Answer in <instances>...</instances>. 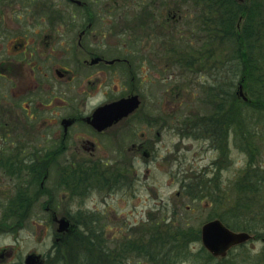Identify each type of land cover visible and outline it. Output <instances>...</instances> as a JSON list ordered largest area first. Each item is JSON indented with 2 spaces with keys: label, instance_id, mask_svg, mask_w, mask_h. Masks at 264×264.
Masks as SVG:
<instances>
[{
  "label": "flooded vegetation",
  "instance_id": "af4514ba",
  "mask_svg": "<svg viewBox=\"0 0 264 264\" xmlns=\"http://www.w3.org/2000/svg\"><path fill=\"white\" fill-rule=\"evenodd\" d=\"M180 5L172 11L166 9L167 0H0V143L9 144L0 150V173L8 182L1 207L12 221L7 227L14 230L23 229L32 212L44 215L31 222L41 226L46 236L52 230L54 243L46 252L28 253L39 255L36 264H53L50 254L60 242L68 241L71 229L58 231V219L65 217L75 225L69 216L70 198L81 185L89 184L88 173L98 171L99 178L106 177L100 180L108 190L121 188L128 178L134 181V164L140 159L147 174L150 165L172 162L178 166L172 174L182 176L178 147L171 159L162 142L173 124L182 133L180 110L184 105L168 99L167 93L178 94V85L167 91V78L161 77L166 67L164 44L152 47L147 43L141 47L143 57H135L134 46L123 57L118 50L124 49L117 43L109 46L111 39L120 36L125 41L136 36L149 41L162 37L164 43L167 25L175 32L184 16ZM142 59L148 67L144 73L138 65L142 79L136 81L135 64ZM150 68L157 70L155 77ZM142 81L158 82L159 87L164 84L159 93H152H158L153 97L154 107L149 104L151 94L141 89ZM133 95L139 104L127 115L111 118L103 128H99L100 119L93 122L97 108ZM192 121L190 133L208 140L201 148L217 154L213 164L221 169L217 159L226 158V125L215 129L214 121L198 116ZM42 131L51 135L34 141L32 134ZM102 148H114L112 155L106 149L112 157L104 156ZM74 173L81 182L70 185ZM147 189L157 198L155 191ZM181 192L179 185L175 196ZM176 206L174 201L175 210ZM163 207L166 212L168 207ZM84 208L79 205L76 211ZM12 255V249L3 248L0 261L25 264L19 254L7 262L6 257Z\"/></svg>",
  "mask_w": 264,
  "mask_h": 264
},
{
  "label": "trees",
  "instance_id": "16d2710c",
  "mask_svg": "<svg viewBox=\"0 0 264 264\" xmlns=\"http://www.w3.org/2000/svg\"><path fill=\"white\" fill-rule=\"evenodd\" d=\"M180 6L181 10L182 6H187V9L190 7L191 10L195 8L196 11L192 13L196 14L194 20H197L198 24L196 23L194 27L189 26L188 29L193 30V33L190 32L187 38L185 35L174 36L173 29L167 25L164 40L175 53L173 63H181L182 69H190L194 65V52L197 51L199 61L201 57V61L203 57L207 61L210 59L209 48L215 46L213 60L215 79L198 83L195 81L197 91L192 89L190 98L184 102V107L189 112L185 114V111H182L183 129L191 131L192 118L196 116L214 121L215 129L222 128L225 124L226 152L228 153L230 149L229 142H232L245 151L247 156L244 173L236 177L231 187L237 197L235 206L232 205L230 209L231 212L235 210L240 212L246 223L239 222L238 216L234 217L232 223H228L222 217L224 214L220 213L208 216L207 219L219 218L225 221L228 227H233L232 229L250 231L260 236L263 246L255 254L256 263L264 264V229L258 231L255 224L246 217L251 211L249 205L251 201L246 198L264 192V172L255 163L260 153L259 146L264 148V0H192V2L182 0ZM188 14L191 15L189 12ZM160 39L163 38H151L153 43ZM146 40L143 36H136L126 40V43L135 47L141 46ZM179 45L185 51L174 49ZM224 52L226 56L222 58ZM239 84L242 85L247 100L238 95ZM98 173L90 172L87 177L92 178ZM198 177L202 181L205 180L202 176ZM102 178L103 181L107 180L106 177ZM200 179L192 178L186 183L183 181L182 192L193 195V199H202L208 193L214 198L218 189L212 186L204 187ZM80 180L81 177L77 173L69 177L70 185L73 182H81ZM188 208L189 206H186L185 211H188ZM76 214V217L73 215L71 218L75 225L68 241L60 242L56 250L50 254L53 264H127L128 259L134 255L142 257L149 264H177L187 257L186 250L190 242L199 239L198 230L195 236H189L187 233L189 230L183 229L172 233L170 228L163 230L158 221L154 224L149 223V236L145 234L146 236L138 238L125 232L110 241L104 235L105 223L100 225L94 213H90L93 214L92 217L87 214L84 216L78 209ZM262 214L261 211L255 212L257 217H261ZM158 215H164L166 218V212ZM257 221L260 220L254 222ZM163 222L165 221L162 218L161 223ZM4 227H7V224ZM196 257L199 263L195 264H222L224 259L213 256L204 247L199 250Z\"/></svg>",
  "mask_w": 264,
  "mask_h": 264
},
{
  "label": "rangeland",
  "instance_id": "374dc122",
  "mask_svg": "<svg viewBox=\"0 0 264 264\" xmlns=\"http://www.w3.org/2000/svg\"><path fill=\"white\" fill-rule=\"evenodd\" d=\"M242 1V0H241ZM57 3V0H55ZM180 4V0H167V7H170V10L176 9V5ZM187 6H182V11L185 16L181 18V21L177 23V28L175 32H173L174 36L182 35L187 38L190 35L191 30H189V26H195L198 24L197 20H194L196 14H192V10L186 8ZM191 13V15L188 14ZM191 20V21H190ZM184 22V23H183ZM183 23V24H182ZM197 23V24H196ZM187 31V32H186ZM185 32V33H184ZM210 34H212V30L210 29ZM106 41V38L103 39V43ZM117 41V42H116ZM144 42V40L142 39ZM141 46H135V57L141 56L143 57V51L141 47L150 43L152 47H159L164 44L165 51L164 53V61L166 63V67L164 71L161 72V77L167 78L165 87L167 91L172 90L174 85H178L176 89H178V94L174 95L173 93H167L168 99H173L177 103H184L190 98L191 90L197 91V87L194 85L195 81H212L215 79L213 77L214 69H213V60H214V47L209 48V57L210 59L200 61L197 57V51L193 54V62L194 65L190 69H182L180 64L176 62L173 63L175 58L174 52H172V48L167 44L163 43V39H160L156 43L152 41L146 40L145 43ZM118 44L122 50L119 51L120 57L126 56V49L130 46L126 43L124 37H117L111 39L109 41V46L113 44ZM182 45V43H181ZM175 46L174 49L176 51H185L183 47ZM123 54V55H122ZM225 52L222 53V58ZM145 55V54H144ZM205 56V55H204ZM143 61V62H142ZM177 61V60H176ZM138 64H135V69H137V73L139 74V80L142 79V71L138 69L141 68L144 73L147 70V64L144 60L138 61ZM150 73L152 77L154 73H157L156 69L150 68ZM145 76V75H144ZM157 78V75H156ZM155 81H142L141 89L144 90V94H151L149 98V104L154 107L156 103H154L153 97L159 93V90L165 88L164 84L159 87L158 82ZM120 87V85H119ZM158 90L157 94L155 93ZM160 99V98H158ZM172 100V101H173ZM163 103V99L161 101ZM159 105V102L157 103ZM193 108V107H191ZM163 110V107H162ZM185 111L187 114L189 111L183 108L180 110ZM136 126L139 123H135ZM170 124L168 123V126ZM182 133L180 132V127L177 124H173L172 126L167 127L166 139L162 140V142H166V147L168 150V157L174 158V149L178 147V152L182 154V176L179 174L178 176H174L172 171H174L178 166L172 162H168L167 165L159 166V165H150L149 172L147 174L146 168L147 166L140 159L138 163L134 164V170L137 174H135V180L128 181L118 189L108 190L107 188L102 187V177H98L95 175L94 177H88V183L86 186H82L79 188L77 193L70 198V211L69 216L76 217V209L77 206H84L83 215L86 214L92 217L94 215L98 217L100 225L105 223L104 228L105 237L112 241V238L119 237L123 235L125 232H129L130 236L141 237L142 235L149 236V223L152 222H160L161 228L164 230H168L169 228L174 233L180 229L189 230V236H195V232L201 227V225L209 220L208 216H216V213L224 214V217L228 223H232L234 221V217L238 216L239 222L246 223V219L244 216L240 214V212H231V206H235V199L237 194L235 191L231 190L234 180L238 175L244 173V166L247 163V156L245 151H243L240 147L235 146L232 142H229V151L226 155V158L223 160L222 158L217 159L221 162V169L217 168L213 164V160L217 154L214 153L211 149L201 148L206 147L208 140L203 138L202 136H198L196 134H190V130L185 128ZM183 132L185 134H183ZM177 133V134H176ZM181 133V136H180ZM188 133V134H186ZM34 137V141L41 142L44 141L49 135L48 131L45 133L44 131L32 134ZM60 136V135H57ZM1 137V134H0ZM233 140V139H232ZM104 143V140H103ZM240 143V142H239ZM211 146V145H210ZM8 149L9 144L7 142L6 147L0 143L1 148ZM260 153H258V157L255 159V163L259 167L260 170L264 172V148L259 146ZM113 154L114 148H102L103 155L107 154L108 157H112L108 154ZM170 149V150H169ZM68 153L73 155V151L69 150ZM82 157H87L86 155H82ZM181 158V157H180ZM244 170V171H243ZM195 171V172H194ZM146 173V178L144 174ZM174 173V172H173ZM181 176V177H180ZM198 176H202L205 180L202 181ZM192 178L200 179V183L204 184V187L217 188V194L214 198H211L210 193L207 194L206 197L202 199L195 198L193 199V195L184 194L181 192L179 196H175L176 191L178 190L179 185L181 183H186L191 181ZM179 179H181L179 181ZM213 180V181H212ZM212 181V182H211ZM8 182L5 181V178L0 173V252L3 248H8L13 250V255L11 257H6V261H11L15 259V254H19L20 258H24L26 254L31 251L37 252H46L50 248H52V244L54 243L52 237V230H50L48 236L45 235L41 226H34L31 221L40 220L44 215L39 213L35 214L32 212L29 219L24 223L23 229H10L8 227H4L5 224H11V220L6 218V214L4 213V208H2V204L5 199L2 201V191H4V186ZM132 183L135 185V190H132ZM147 188L156 192V197L154 198L153 193ZM183 191V190H182ZM196 196V195H195ZM252 198H246L250 200V214L246 217L252 224H255V227L258 231H262L264 229V192L255 193L251 195ZM161 203H160V202ZM174 201L177 203V210L174 207ZM209 201V203L207 202ZM212 201V203H210ZM164 204H163V203ZM149 204V211L148 209ZM166 205V218L164 215H158L165 213L162 210H166L163 207ZM186 206H189L188 211H185ZM155 207H157L155 210ZM95 212H90L94 210ZM254 211V212H253ZM262 212L261 217H257L255 212ZM74 215V216H73ZM150 216V217H149ZM170 217V220H169ZM163 218V223H161V219ZM255 220H260L254 222ZM225 223V221H223ZM232 227V226H231ZM233 228V227H232ZM239 231V229H234ZM250 234L254 236L248 240L245 244L237 245L232 248L227 256L224 257L222 264H257L256 253L259 252L260 248L263 246V242L260 239V236H256V233L248 231ZM55 235V234H54ZM145 235V236H146ZM58 244V243H56ZM57 247V246H56ZM62 248V247H61ZM202 248L200 239H196L195 241H191L187 253V257L178 261L177 264H195L199 263L197 253ZM60 249V248H59ZM247 256V258H246ZM0 264H3V261H0ZM127 264H149L148 261L143 259L142 257L132 256L128 259Z\"/></svg>",
  "mask_w": 264,
  "mask_h": 264
},
{
  "label": "water",
  "instance_id": "95a60500",
  "mask_svg": "<svg viewBox=\"0 0 264 264\" xmlns=\"http://www.w3.org/2000/svg\"><path fill=\"white\" fill-rule=\"evenodd\" d=\"M237 93L244 100H247L241 84L238 85ZM138 104L139 100L137 95H133L130 98H122L110 104L100 106L94 113L93 122H96L97 124V119H100L98 125H100L99 128H103L109 124L111 118L117 120L118 118H121V116L127 115V113L134 110ZM114 111L117 115H110ZM58 222V231H69L72 228L69 220L65 217H60ZM251 237L252 235L249 232L234 231L217 218L204 222L200 228V240L202 246L212 255L218 257L225 256L232 246L244 243L251 239ZM38 257L39 256L36 254H29L26 257L25 262L27 264H36Z\"/></svg>",
  "mask_w": 264,
  "mask_h": 264
}]
</instances>
